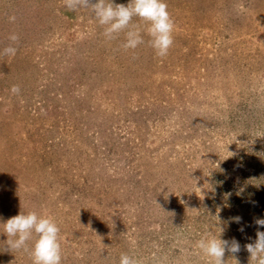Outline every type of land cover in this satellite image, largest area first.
Returning a JSON list of instances; mask_svg holds the SVG:
<instances>
[{"label": "rangeland", "instance_id": "1", "mask_svg": "<svg viewBox=\"0 0 264 264\" xmlns=\"http://www.w3.org/2000/svg\"><path fill=\"white\" fill-rule=\"evenodd\" d=\"M164 2L175 28L161 58L138 17L143 43L124 50L127 29L108 40L91 10L0 0V50L19 37L0 56V223L53 218L62 264H208L195 245L219 226L249 264L264 218V0ZM0 264L32 261L0 246Z\"/></svg>", "mask_w": 264, "mask_h": 264}, {"label": "clouds", "instance_id": "2", "mask_svg": "<svg viewBox=\"0 0 264 264\" xmlns=\"http://www.w3.org/2000/svg\"><path fill=\"white\" fill-rule=\"evenodd\" d=\"M63 3L71 11L91 10L95 20L101 26H105L103 35L108 40L114 39L117 34L127 29L125 42L122 45L124 50H134L143 43L139 31L134 30L135 26L129 27L134 17L149 23L147 32L151 37L150 44L158 57H166L173 45L172 34L175 24L164 0H129L126 6L115 4L113 0H63ZM9 19L10 22H14L15 17ZM8 39L11 44L0 50V56H15L17 52V48L12 45L18 42V35L11 34ZM20 91L18 85H13L10 89L13 95H19ZM229 153L231 156L234 155L232 152ZM192 180L197 185V181ZM232 220L240 223L241 217H233ZM254 224L257 226L256 238L243 247L250 254L249 264H264V231L259 230L264 228V218H254ZM0 228L8 237L6 241L0 243L3 251L26 252L32 264H62L60 229L53 218L40 216L35 211L28 213L20 211L18 215L0 223ZM240 230L243 231V228ZM222 232L223 228L219 226V237L208 233L197 241L195 247L207 258L208 264H228L229 260L224 259L226 252L232 257L231 260L238 264L235 257L241 251V245L234 238L221 239ZM29 241H32L31 248L28 246ZM119 264H140V262L122 253Z\"/></svg>", "mask_w": 264, "mask_h": 264}]
</instances>
